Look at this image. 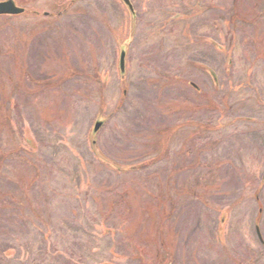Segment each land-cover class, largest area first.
Returning a JSON list of instances; mask_svg holds the SVG:
<instances>
[{
  "label": "rangeland",
  "instance_id": "374dc122",
  "mask_svg": "<svg viewBox=\"0 0 264 264\" xmlns=\"http://www.w3.org/2000/svg\"><path fill=\"white\" fill-rule=\"evenodd\" d=\"M14 1L26 10L0 17V264H264V0H130L123 84L122 2ZM101 109V153L155 162L100 163Z\"/></svg>",
  "mask_w": 264,
  "mask_h": 264
},
{
  "label": "water",
  "instance_id": "95a60500",
  "mask_svg": "<svg viewBox=\"0 0 264 264\" xmlns=\"http://www.w3.org/2000/svg\"><path fill=\"white\" fill-rule=\"evenodd\" d=\"M121 2L124 3L127 12L129 13V28H128V38L123 41H118L117 45L119 48V60H118V67H119V77L121 80V83L124 82L126 79V72H127V66H126V59H127V50L129 48V43L132 37L134 36L135 31V18H136V12L133 10L132 3L129 0H121ZM24 11L23 7H18L13 0H0V14L5 15H11V14H21ZM230 59L228 58L227 63L229 64ZM205 69V67H203ZM206 70L210 73L212 71L209 68H206ZM214 81H215V74L212 73ZM125 92V90H123ZM104 110H99L97 113L94 123L92 125V128L90 130V136L89 141L91 143V147L93 152L96 154V157L98 161L102 164H105L108 168L112 170H118V171H129V170H136L137 168L144 167L145 163H136L135 165L130 164H121L116 161L111 160L109 157L101 153L97 147L96 142V136L98 134V131L102 128V126L107 122V120L110 118L111 114L104 115ZM223 218L221 219V226L224 225L225 222H223Z\"/></svg>",
  "mask_w": 264,
  "mask_h": 264
},
{
  "label": "flooded vegetation",
  "instance_id": "af4514ba",
  "mask_svg": "<svg viewBox=\"0 0 264 264\" xmlns=\"http://www.w3.org/2000/svg\"><path fill=\"white\" fill-rule=\"evenodd\" d=\"M256 4L257 3H254V5H253L254 8L256 7ZM255 92H256V90H255ZM263 121H264V118H263ZM263 174H264V172H263ZM255 195H256L255 198L257 199L258 194H255ZM262 211L263 210H262V207H261V209H259L258 212L262 214ZM255 221L256 222L253 225V227H254L253 228V231H255V239H256V242L259 243L260 252H261L260 254H263L264 253V226L262 225L263 222H262L261 218H258Z\"/></svg>",
  "mask_w": 264,
  "mask_h": 264
},
{
  "label": "trees",
  "instance_id": "16d2710c",
  "mask_svg": "<svg viewBox=\"0 0 264 264\" xmlns=\"http://www.w3.org/2000/svg\"><path fill=\"white\" fill-rule=\"evenodd\" d=\"M28 12H33V13H35L34 10H32V11H31V10H28ZM8 119H9V118H8ZM167 129H169V128H163V129H160V130L158 129L159 131H158L157 135H159V133L166 132ZM160 138H161V137L157 138V139H156V142H157V140L160 139ZM158 142H159V141H158ZM158 142H157V144H158ZM153 147H156V143L154 144ZM153 151H155V149H154ZM166 154H167V152H166V150H165L164 153L161 154L160 156H165ZM143 157H146V156H143ZM143 162H146V163H145L146 165H145L144 167H142L141 169L146 168V166L151 165V164H152L153 162H155V161H154L153 158H151V159H147L146 161H143ZM155 206L159 209V206H160V205L158 206V205L156 204Z\"/></svg>",
  "mask_w": 264,
  "mask_h": 264
}]
</instances>
